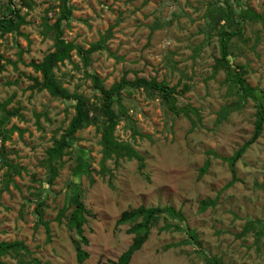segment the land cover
I'll use <instances>...</instances> for the list:
<instances>
[{
	"label": "rangeland",
	"instance_id": "1",
	"mask_svg": "<svg viewBox=\"0 0 264 264\" xmlns=\"http://www.w3.org/2000/svg\"><path fill=\"white\" fill-rule=\"evenodd\" d=\"M62 1L35 0L32 10L23 9L29 21L22 27L26 36H0L5 57L0 101L14 95L9 107L21 106L25 116L13 117L8 125H17L23 134L15 131L5 142L6 159L24 167L8 189L7 166L0 156V241H24L31 250L30 264H38L34 258L39 264H100L118 259L132 242L129 225L116 224L122 211L139 205H173L183 211L185 220L160 218L130 264H208L213 257L227 264H264V235L256 234L264 221V131L236 164L240 181L229 186L233 175L223 157L253 135L256 107L226 80L223 68L216 70L221 57L218 31L226 23L219 16L231 9L230 25L239 26L230 46L231 62L245 65L248 83L264 90V0H67L73 14L62 21L64 37L87 49L106 36L107 48L92 53L88 64L76 50L60 63L56 74L64 86L95 100L99 92L86 71L98 74L107 87L122 78L166 80L177 87L178 111L157 94L125 90L127 115L116 134L144 156L143 172L136 159H123L118 168L113 160L107 162L112 178L99 174L100 134L90 126L77 133V149L64 157L65 167L48 187L42 164L46 149L68 125L74 109L47 90H32L29 75H38L30 63L54 49L53 33L43 32V21H55ZM15 3L20 7L19 0ZM247 9L262 18L244 16ZM6 59L17 61V68ZM79 148L91 160L90 175L95 179L91 183L88 174L77 179L92 213L84 226L90 244L83 246L90 257L83 263L77 261L73 242L77 233L69 229L66 217L61 223L57 220L66 195L76 190L70 182ZM207 159L211 166L201 176ZM35 192L46 198L43 209L50 241L35 212ZM205 200L213 204L203 209ZM251 221L255 228L246 230ZM165 225L173 228L163 229ZM190 230L201 245L190 237ZM5 260L24 264L18 256Z\"/></svg>",
	"mask_w": 264,
	"mask_h": 264
},
{
	"label": "trees",
	"instance_id": "2",
	"mask_svg": "<svg viewBox=\"0 0 264 264\" xmlns=\"http://www.w3.org/2000/svg\"><path fill=\"white\" fill-rule=\"evenodd\" d=\"M19 2L20 7L16 6L15 0H1L0 36H5L6 34H11L14 38L26 36L22 27L28 24L29 21L27 20L28 13L23 12V9L26 8L28 11L32 10L35 6V0H19ZM49 11L50 10L47 9V12ZM248 13H250L248 16L262 18L260 14H255L249 9L244 12V16ZM72 14L73 7L68 6L67 0H63L59 15L53 23H50L44 18L43 32H45V34L50 32L53 33L54 49L46 54L41 61H32L30 63L34 71L38 74L35 76L29 75V79L32 81L30 88L36 91L47 90L50 95L69 101L70 106L74 109V115L70 119L68 125L59 137H54L52 146L46 149V157L42 164L46 168V186L48 187L55 182L61 170L65 167L66 161L64 157L71 153L73 149H77V133L90 126H95L97 132L100 134L102 157L100 160L101 168L99 174L102 176L109 174L110 178H112L114 172L108 167L107 162L113 160L115 168H118L123 159H136L138 161L139 171L143 172V169L146 167L144 156L131 143L121 140L116 134V129L122 117L127 115V108L123 101L125 90L143 89L149 94H157L169 105L172 111H178L175 104L177 87L170 86L166 80L159 81L156 78L145 77H137L134 80L122 78L120 81L107 87L98 74L86 71L87 77L93 82V87L99 92L95 100L90 99L82 92L76 90L71 91L68 87L64 86L62 80L56 74V69L59 67L60 63L64 62L66 59H70L72 53L76 50L81 55L84 63L88 64L92 53L107 48L106 36L92 43L87 49L77 45L72 40H67L64 37L62 21L69 20ZM220 17L225 19L226 23L223 24L218 31L221 57L217 60L216 70L223 68L226 72V80L233 83L245 100L252 99L256 107L253 135L232 155L223 157V159L228 162L233 175L232 180L229 182L230 186L236 181H240L236 169L237 162L259 139L264 131V90H258L248 83L246 78L248 71L245 65L233 64L231 62V42L233 37L239 32V26L233 28L230 25V22H234L233 11H231V9H226L219 18ZM227 27H229V29H227ZM23 52L24 49L19 51L20 55L18 59L22 60ZM4 58V55L0 51V72L4 69V64L2 63ZM6 62L11 63L17 68V61L6 59ZM14 99L15 96L12 95L6 100L0 101V138L2 143L0 147V156L3 160V164L7 166L4 178V186L6 189H8L10 182H14V175L21 174L24 168L21 165L10 163L8 159H6V151L4 150L5 142L11 139L15 131H18L19 134H23V130L15 124L8 127L13 117H18L20 119L25 118L21 106L9 107ZM40 116L41 115L38 114V118H40ZM78 151L80 153L77 156V163L72 172L74 179L70 182V185L76 190H71L66 195L64 206L59 211L57 220L61 223L63 217H66L69 229L77 233V237H73V242L76 248L77 261L83 263L90 257V252L84 249L83 246L90 244V239L85 233L84 226L88 223V216L92 215V213L85 202L84 191L78 188L80 183L77 179L79 177L81 178L82 174L90 175L93 170L92 162L85 151L80 150V148ZM210 166L211 160L207 159L200 169V175L202 176L207 173ZM89 178L91 183L95 182L92 175H90ZM109 184L113 186L112 180H109ZM34 195L36 196L35 212L38 214V221L44 225L47 238L50 241L52 238L51 228L49 222L44 219L43 209L46 205V198L43 193L35 192ZM202 204L203 209H206L213 203L211 200H205ZM163 216L178 219L180 221L185 220L183 211L177 209L173 205H139L138 207H132L122 211L116 224L118 226L125 224L129 225L127 232L133 234L132 242L118 259H108L106 261H101L100 264H130L133 255L140 250L149 239L152 227ZM262 224L263 226L256 233L257 238H261V236L264 235V221H262ZM172 228L173 226L171 225H165L163 227V229ZM174 228L179 229L181 226L175 225ZM251 228H255L253 221L248 223L246 230H250ZM190 237L201 245L198 235L192 230H190ZM30 254L31 250L24 241H0V264H9L8 261L5 260V257L8 255L18 256L22 263L30 264L32 259L27 260V256ZM33 260L39 264V261L35 258ZM207 263L227 264L217 257L208 259Z\"/></svg>",
	"mask_w": 264,
	"mask_h": 264
}]
</instances>
